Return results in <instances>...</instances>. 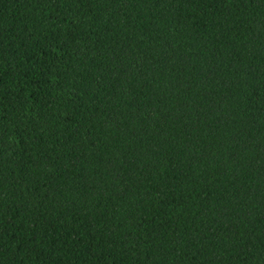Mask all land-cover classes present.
I'll return each mask as SVG.
<instances>
[{
  "label": "trees",
  "instance_id": "1",
  "mask_svg": "<svg viewBox=\"0 0 264 264\" xmlns=\"http://www.w3.org/2000/svg\"><path fill=\"white\" fill-rule=\"evenodd\" d=\"M0 264H264V0H0Z\"/></svg>",
  "mask_w": 264,
  "mask_h": 264
}]
</instances>
